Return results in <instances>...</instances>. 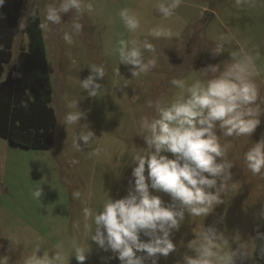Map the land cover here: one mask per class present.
<instances>
[{"label":"rangeland","instance_id":"obj_1","mask_svg":"<svg viewBox=\"0 0 264 264\" xmlns=\"http://www.w3.org/2000/svg\"><path fill=\"white\" fill-rule=\"evenodd\" d=\"M158 2L84 0L93 4V12L78 16L70 10L62 14L60 25H50V30L43 32L52 105L58 120L55 144L48 150L28 149L0 137V264H24L31 255L43 256L45 252L51 258L57 243L63 244L66 264H78L72 254L73 242L92 248L84 264H121L110 251L99 249L90 240L84 229L83 209L88 207L98 214L106 199L128 194L130 181L134 183L133 157L147 151L141 119L155 117V107H149V103L167 106L181 94L171 84L173 79L185 80L186 87L197 80L204 82L212 76L204 68L219 64L223 70L225 64L232 63L230 53L243 49L252 56L258 72L253 80L264 113V0H244L239 6L235 0H181L168 20L156 10ZM54 3L58 0H25V27L30 12H38L43 22L45 7ZM123 9L140 19L137 32L125 28L119 16ZM74 20L83 25L78 34L72 28ZM25 27L17 28L13 62L20 47L29 42ZM153 28H163L174 35L155 38L149 34ZM65 33L72 36V44L64 41ZM121 39L153 44L154 53L142 51L145 62L154 59L155 67L132 77L130 66L120 62L117 49ZM217 43H223L224 52L213 57L212 49ZM91 66L105 71L104 78L97 81V97L88 96L81 87L82 80L91 75ZM72 103L77 107L69 108ZM70 111L83 117L78 124L66 127L61 121ZM257 119L260 125L250 136L225 137L217 132L221 145L227 146L228 162L234 165L232 180L220 197L223 203L214 206L207 217L186 213L179 229L171 234L177 251L167 258L160 257L157 264H183V255L193 254L187 244L196 238L195 233L209 226L223 232L228 241L226 245L221 243L223 252L243 245L248 258H238L236 264H264V240L256 239L257 229L264 233V170L253 175L244 159L245 153L264 138V114ZM81 130L95 133L90 145L79 141ZM74 140L80 150L73 147ZM97 148L101 154L90 156ZM163 154L173 158L171 153ZM147 174L146 168V177ZM36 190L43 191L39 199L33 197ZM150 191L165 204L171 203L168 194L151 187ZM74 192L80 193L79 199L73 198ZM88 223L94 230V222ZM141 239L148 238L141 234Z\"/></svg>","mask_w":264,"mask_h":264},{"label":"clouds","instance_id":"obj_2","mask_svg":"<svg viewBox=\"0 0 264 264\" xmlns=\"http://www.w3.org/2000/svg\"><path fill=\"white\" fill-rule=\"evenodd\" d=\"M242 2L244 0H235L237 6ZM180 4L181 0H159L156 10L164 20H168ZM70 10L83 16L85 12H93L94 7L92 3H84V0H58V3L45 7L44 21L39 28L47 33L49 26L60 25L62 14ZM29 15L35 18L34 12ZM119 16L129 32L135 33L140 29V19L128 9L121 10ZM17 26L23 30L25 18L22 17ZM72 28L78 34L83 25L74 20ZM149 34L155 38H171L174 35L163 28H153ZM175 35L179 36V33ZM63 39L67 44L73 43L68 33L63 35ZM118 44L120 62L130 66L132 77L155 67L154 59L145 62L142 51L154 53L153 44L144 41L141 45L136 39H121ZM223 52V43H217L212 49L213 57ZM230 59L232 63L225 64L223 70L219 64L204 68L206 74H212L204 82L197 80L186 87L185 80L173 79L171 84L179 88L181 94L169 105L149 103V107H155L156 115L151 119L147 116L141 119L140 127L147 151L133 157V164L136 165L132 170L134 183L130 181L128 194L119 199L109 197L98 214L84 207L86 234L99 249L110 251L112 258H118L121 264H146L148 261L157 264L160 257L167 258L177 251L171 234L179 229L186 213L191 217H207L214 206L223 203L220 197L232 180L234 165L228 162L227 146L221 145L217 132L225 137L250 136L260 125L257 117L264 114L258 104L259 90L253 80L258 72L252 56L241 49L239 53L231 52ZM90 69L91 75L82 80L81 87L88 92V96L97 97L100 89L97 81L104 78L105 71L97 66ZM23 106L27 107L26 104ZM68 107L76 108L77 105L72 103ZM82 117L81 113L70 111L61 123L66 127L75 125ZM94 135L93 131L81 130L79 141L90 145ZM73 147L80 150L75 140ZM163 153H171L173 158ZM100 154L99 148L90 152V156ZM244 159L253 175H259L264 170V138L245 153ZM150 187L168 194L171 203L165 204L159 195H153ZM42 195V190L33 193L36 199ZM73 198L79 199L80 193L74 192ZM89 220L94 222V230ZM141 234L148 239L142 240ZM195 237L187 244L193 254L186 252L183 264H236L238 258L241 261L248 258L243 245L223 252L221 243L226 245L228 241L215 226L205 227L202 233H195ZM256 239L264 240V233L258 229ZM54 249L55 255L51 258L47 252L43 256L33 254L25 259L24 264H66L63 244L57 243ZM91 251V247L77 246L73 242L72 254L78 264H84Z\"/></svg>","mask_w":264,"mask_h":264},{"label":"trees","instance_id":"obj_3","mask_svg":"<svg viewBox=\"0 0 264 264\" xmlns=\"http://www.w3.org/2000/svg\"><path fill=\"white\" fill-rule=\"evenodd\" d=\"M24 6L25 0H0V137L24 148L48 150L55 144L58 120L38 12L35 18L29 17L25 27L28 45L19 50L13 62Z\"/></svg>","mask_w":264,"mask_h":264},{"label":"crops","instance_id":"obj_4","mask_svg":"<svg viewBox=\"0 0 264 264\" xmlns=\"http://www.w3.org/2000/svg\"><path fill=\"white\" fill-rule=\"evenodd\" d=\"M27 45H28V44H27ZM27 45H26V46L22 45V46L20 47V49H22V48H26ZM18 52H19V51H18ZM17 54H18V53H17Z\"/></svg>","mask_w":264,"mask_h":264}]
</instances>
